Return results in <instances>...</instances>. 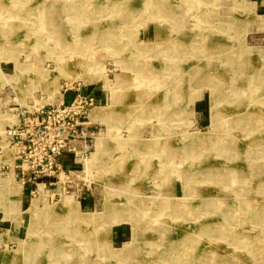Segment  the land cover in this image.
Instances as JSON below:
<instances>
[{"label":"rangeland","instance_id":"374dc122","mask_svg":"<svg viewBox=\"0 0 264 264\" xmlns=\"http://www.w3.org/2000/svg\"><path fill=\"white\" fill-rule=\"evenodd\" d=\"M81 81L89 187L27 197L3 133ZM0 264H264V0H0Z\"/></svg>","mask_w":264,"mask_h":264},{"label":"built area","instance_id":"2783aa9c","mask_svg":"<svg viewBox=\"0 0 264 264\" xmlns=\"http://www.w3.org/2000/svg\"><path fill=\"white\" fill-rule=\"evenodd\" d=\"M64 87L61 89L65 94L73 93L69 104L45 105L33 111L25 106L16 124L6 127L3 133L4 142L22 165L23 178L36 185L37 192L43 189L51 203L71 195L73 189V194L79 195L89 187L85 180H76L78 171L65 168L61 158L73 154L77 162L86 165L92 147L89 143L97 134L90 114L102 105L101 97L85 93L87 85L82 81ZM43 179L46 182H41Z\"/></svg>","mask_w":264,"mask_h":264},{"label":"crops","instance_id":"0c3cea01","mask_svg":"<svg viewBox=\"0 0 264 264\" xmlns=\"http://www.w3.org/2000/svg\"><path fill=\"white\" fill-rule=\"evenodd\" d=\"M88 92H93L97 97H101V92L99 90H97L96 88H85V93H88ZM72 92L70 93H67L66 95H61L62 99H63V102L62 103H67L69 104L71 101H72ZM61 103V104H62ZM92 120V119H91ZM93 121V120H92ZM95 124V123H94ZM96 128V127H95ZM96 142L94 144L93 147L96 148ZM93 154V153H92ZM73 157L74 155L72 154H64L61 158V161L64 165L65 168L67 169H71L70 168V165H72L74 163V160H73ZM22 167L21 163L18 162L17 166H14V168L12 169V172H14L16 174V179H19L21 180V186H22V193L27 195V197H29V195L31 194V192H33L35 189H36V185L34 187V185L28 183L27 181V178H23V171L22 169H20ZM23 178V179H21ZM43 180H46V179H43ZM41 180V181H43ZM127 236V229L125 228H116L113 233H112V238L115 239V240H118V239H124L126 238Z\"/></svg>","mask_w":264,"mask_h":264},{"label":"bare ground","instance_id":"6f19581e","mask_svg":"<svg viewBox=\"0 0 264 264\" xmlns=\"http://www.w3.org/2000/svg\"><path fill=\"white\" fill-rule=\"evenodd\" d=\"M108 112V111H107ZM108 115V114H107ZM104 114H102V112L100 111V112H97V113H95L94 114V116L92 117L94 120H97V119H103L104 118ZM109 117H111V116H109ZM107 119V118H106ZM203 135V134H202ZM208 138V137H207ZM206 137L205 138H201L200 137V135L196 138V143L198 144L199 142H205V141H207V140H204V139H207ZM100 143V142H99ZM213 145H214V143H213ZM99 147V155H101L100 153H102V154H104V152H102V148H103V144H102V142L99 144V145H97V148ZM11 151V150H10ZM13 152V151H12ZM15 162H16V159H15ZM11 163V162H10ZM8 165H10V166H12V165H14V164H9V163H7ZM67 204V203H66ZM65 204V205H66ZM90 219H91V217H90Z\"/></svg>","mask_w":264,"mask_h":264}]
</instances>
